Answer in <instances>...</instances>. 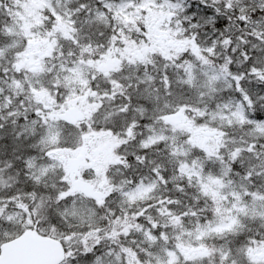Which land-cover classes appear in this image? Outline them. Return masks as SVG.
<instances>
[{
  "label": "snow or ice",
  "instance_id": "1",
  "mask_svg": "<svg viewBox=\"0 0 264 264\" xmlns=\"http://www.w3.org/2000/svg\"><path fill=\"white\" fill-rule=\"evenodd\" d=\"M158 3L0 0V264H264V0Z\"/></svg>",
  "mask_w": 264,
  "mask_h": 264
},
{
  "label": "clouds",
  "instance_id": "2",
  "mask_svg": "<svg viewBox=\"0 0 264 264\" xmlns=\"http://www.w3.org/2000/svg\"><path fill=\"white\" fill-rule=\"evenodd\" d=\"M183 3L185 5L190 4L191 9L187 7H180L179 6V0H159V3L155 5L157 9H159L164 14V23L163 27L169 31V35L176 39H183L186 35H191L195 29L191 27V24L187 21H185V17L190 15L192 12L197 13L195 16V20H199L201 22L200 31H207V28L209 26H206L204 24V13L203 9L198 7V0H183ZM167 40V37H165ZM165 48L169 50H173L179 45L175 44H169L167 43ZM152 56V68L155 70L157 67H159L161 64L167 62L163 58V54L159 51L151 53ZM171 68V65H169ZM160 71H163V68H160ZM173 80H175V77H173ZM224 87H227V85H222ZM174 87L176 88H185V85L183 83H175ZM191 89V85H188L186 90ZM166 91L161 93V99L166 95ZM138 102L145 103L148 106H153V100L151 99H145L138 97ZM112 109L110 106H105V108L99 110V114L96 116V123L100 125V127H106L109 124L114 123V120L111 116L108 115L109 112H111ZM119 149V146H117V150ZM109 172H112L113 175H119V169H118V163L110 164L109 169L107 170ZM107 174V173H106Z\"/></svg>",
  "mask_w": 264,
  "mask_h": 264
},
{
  "label": "rangeland",
  "instance_id": "3",
  "mask_svg": "<svg viewBox=\"0 0 264 264\" xmlns=\"http://www.w3.org/2000/svg\"><path fill=\"white\" fill-rule=\"evenodd\" d=\"M152 18H153L154 24L158 25L160 23L159 13H154ZM155 38H156L157 43L160 44L161 46H165L168 43V41L165 39L162 33H156ZM4 142L8 143V140L5 138ZM96 153H97L98 158H103L104 153H105V146H104L103 141H97Z\"/></svg>",
  "mask_w": 264,
  "mask_h": 264
}]
</instances>
